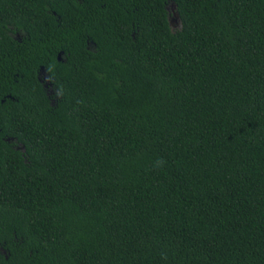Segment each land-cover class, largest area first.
Here are the masks:
<instances>
[{"label": "trees", "instance_id": "obj_1", "mask_svg": "<svg viewBox=\"0 0 264 264\" xmlns=\"http://www.w3.org/2000/svg\"><path fill=\"white\" fill-rule=\"evenodd\" d=\"M15 65L0 264H264V0H0Z\"/></svg>", "mask_w": 264, "mask_h": 264}, {"label": "flooded vegetation", "instance_id": "obj_2", "mask_svg": "<svg viewBox=\"0 0 264 264\" xmlns=\"http://www.w3.org/2000/svg\"><path fill=\"white\" fill-rule=\"evenodd\" d=\"M50 4L49 3H46L45 5V9L47 11H50ZM52 10V9H51ZM19 13H22L21 11H19ZM53 13H57V11L53 10ZM23 33V30H20L19 29V32H16V36L21 38V35ZM22 40V38H21ZM90 45H91V42L89 41ZM59 56H58V59L61 60L62 59V51L59 52ZM2 70V69H0ZM2 74V76H4V78H7V79H10L12 81H14L16 84H18L19 86V79L24 76V74L21 72V69L19 68V65H15V66H12V67H8L7 69H4L0 72V75ZM37 78L39 79V81L42 83V85L45 87V89L48 90L49 94H52L55 92V89H54V84L53 82L50 80V75L49 73L47 72L46 70V67L44 65H41V67L38 69V72H37ZM7 97H11V98H16L19 100V96H14V94H12L11 92H8L4 95V98H2V101H4ZM13 138V137H11Z\"/></svg>", "mask_w": 264, "mask_h": 264}]
</instances>
